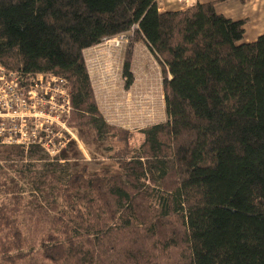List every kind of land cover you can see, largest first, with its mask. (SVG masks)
<instances>
[{
  "label": "trees",
  "instance_id": "1",
  "mask_svg": "<svg viewBox=\"0 0 264 264\" xmlns=\"http://www.w3.org/2000/svg\"><path fill=\"white\" fill-rule=\"evenodd\" d=\"M216 2L0 0V63L67 81L70 124L111 141L112 166L0 145V264H264V34ZM129 35L162 67L169 116L108 124L84 52Z\"/></svg>",
  "mask_w": 264,
  "mask_h": 264
},
{
  "label": "rangeland",
  "instance_id": "2",
  "mask_svg": "<svg viewBox=\"0 0 264 264\" xmlns=\"http://www.w3.org/2000/svg\"><path fill=\"white\" fill-rule=\"evenodd\" d=\"M257 1L241 2V7L237 6L239 8L237 13L246 10L253 15ZM253 18L252 16V20L247 22L243 38L245 42L254 39L252 37L254 27L261 24L256 23ZM110 41L111 39H106L100 45L85 51L87 69L97 104L107 123L135 132V143H139L138 131L165 122L169 116V108L164 97L162 67L145 47H135L132 64L134 82L126 88L123 64L129 43L121 48H113ZM70 120L67 130L72 137L67 149L72 146L71 155L75 154L71 163L80 165L89 162L92 171L99 170L103 164L112 166L111 141L98 140L90 128H76L70 124Z\"/></svg>",
  "mask_w": 264,
  "mask_h": 264
},
{
  "label": "built area",
  "instance_id": "3",
  "mask_svg": "<svg viewBox=\"0 0 264 264\" xmlns=\"http://www.w3.org/2000/svg\"><path fill=\"white\" fill-rule=\"evenodd\" d=\"M110 42L113 48H121L129 37L122 34ZM72 112L64 78L51 73L24 75L0 63V145H16L26 151L38 146L54 158L71 143L67 127Z\"/></svg>",
  "mask_w": 264,
  "mask_h": 264
},
{
  "label": "crops",
  "instance_id": "4",
  "mask_svg": "<svg viewBox=\"0 0 264 264\" xmlns=\"http://www.w3.org/2000/svg\"><path fill=\"white\" fill-rule=\"evenodd\" d=\"M234 1V2H231ZM246 0H189L188 4L183 5L176 0H158V5H159V11L161 12H172V11H179L186 9L188 7H192L196 4H203V3H208V2H216V10L220 14L233 19V20H247V22H250L252 20V16L254 17V21L256 23H261L259 26H255V32L252 33V39L251 41H243L244 43H250L254 42L257 40L258 37L264 34V0H258L256 2V5L254 7V13L253 15H250L249 12L246 10H241L242 12L240 14L237 13V8L241 7V2H244ZM238 6V7H237ZM239 9V8H238ZM238 15H237V14ZM238 16V17H236ZM248 23L245 25V33H246V26ZM143 46L145 47L149 52L150 50L146 45L143 44H138L136 47ZM137 51V49H136Z\"/></svg>",
  "mask_w": 264,
  "mask_h": 264
},
{
  "label": "bare ground",
  "instance_id": "5",
  "mask_svg": "<svg viewBox=\"0 0 264 264\" xmlns=\"http://www.w3.org/2000/svg\"><path fill=\"white\" fill-rule=\"evenodd\" d=\"M129 36V35H128Z\"/></svg>",
  "mask_w": 264,
  "mask_h": 264
}]
</instances>
